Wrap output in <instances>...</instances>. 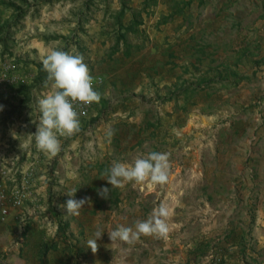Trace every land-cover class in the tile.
Instances as JSON below:
<instances>
[{"label": "rangeland", "instance_id": "1", "mask_svg": "<svg viewBox=\"0 0 264 264\" xmlns=\"http://www.w3.org/2000/svg\"><path fill=\"white\" fill-rule=\"evenodd\" d=\"M27 1L29 13L12 30L8 54L38 39L50 48L83 55L87 64L93 62V56L94 65H105L97 61V56L102 49L108 50L106 43L101 46L102 39L90 42L91 37H85L84 31L90 25L88 30H94L93 36L104 27L102 32L108 33L112 48L117 42L111 38L118 28L115 19L105 24L99 20L104 10L111 18L118 14L121 0H54L47 5H41L42 0ZM86 4L91 6L86 9ZM84 8L87 15H96L97 21L77 23ZM11 16L12 11L0 5V22ZM132 36L128 34L127 39L131 41ZM253 42L254 71L248 82L222 81L223 75L228 76L225 73L217 74L219 80L201 81L208 73L213 76L232 64L231 56L220 54L217 41L205 50L204 62H195L199 54H193L188 71L178 66L170 72L173 82L164 76L163 82H143L140 78H136L138 82H112L109 95L103 98L106 110L98 126L83 130L80 140L72 142L62 160L50 170L58 199L76 188L77 198H86L90 205L94 196L91 187L103 184V188H109V195L102 197L106 200L102 212L85 217L91 222L109 223L110 230L121 224L134 226L137 220L147 219L161 202L166 203L170 208L167 237L141 235L126 242L133 246L132 254L147 248L161 257L167 239H171L177 242L175 256L186 247L190 250L187 244L201 246L198 255L193 253V264H229L226 259L222 261L221 254L229 251L236 235L244 234L247 262L254 258L251 264H264V40L257 37ZM120 49L121 57L114 54L115 64L126 63L129 51L135 53L130 58L138 57L136 61L141 62V51L147 48L124 45ZM7 60L11 59L7 57L3 62ZM104 85L103 78L98 86ZM118 135L121 139L116 142ZM152 151L169 155V178L164 184L146 180L112 187L106 180L108 174L96 177L99 164L110 168L113 161L131 163ZM67 177L75 181L69 183ZM115 190L117 204L110 199ZM231 232L234 237H229Z\"/></svg>", "mask_w": 264, "mask_h": 264}, {"label": "crops", "instance_id": "2", "mask_svg": "<svg viewBox=\"0 0 264 264\" xmlns=\"http://www.w3.org/2000/svg\"><path fill=\"white\" fill-rule=\"evenodd\" d=\"M86 6L88 9L91 5ZM117 7L118 14L111 18L110 13L104 10L99 21L105 24L115 19L118 28L111 38L117 39L122 34H126V38L128 34L133 35L131 41L127 39V45L146 47L145 51H141L143 60L137 62L138 57L130 58L135 53L129 51L126 63L115 64L114 54L121 57L120 48L125 45L124 41H120L118 49L113 52L117 42L112 45V49L106 37L108 33L102 32L105 28L90 36L94 30H88L90 25H86L84 36L89 35L90 42L102 39L101 46L106 43L105 47L108 48L106 52L102 49L98 52L100 56H97V61H103L104 66L94 65L93 56L90 59L93 62L86 63L94 80L100 76L104 78L106 85L97 86V91L101 94L100 102H95L88 118L79 120L78 132L66 136L68 138H60L61 151L54 158L41 152L33 137L40 115L36 104L42 95L51 90L50 81L46 84V79H38V64H42L44 56L53 48L38 39H33L27 47L10 54H4L0 46V72L3 59L9 57L17 65L14 72L24 74L27 78L23 86L30 92L27 96L10 86H0V105L3 106L0 110V163L13 169L33 168L37 194L35 200L22 206H11L7 221L0 223V264H193V253L198 255L197 251L201 246L186 242L191 249L186 247L185 252L183 250L180 256H175L173 250L177 242L171 239H167L161 257L157 256V251L147 248L144 252L132 254L133 246L126 245L124 241L113 243L109 239V223L91 222L90 218L85 217L103 210V204L98 206L95 202V195L92 202L88 203L90 205L85 203L79 210V215H67V210L62 205L69 197L66 195L58 199L53 191L54 176L50 170L57 161L62 160L72 142L80 140L83 130L98 126L106 110L103 98L109 95L108 86L112 82H138L136 78L143 82H163V76L169 78L168 82H173L170 72L178 66L188 71L193 54H199L195 62H204L205 50L211 48L215 41L220 47V54L231 56L232 64L229 69L216 72L213 76L208 73V77H202L201 81L219 80L221 77L217 74L223 73L228 76L223 75L222 81H251L250 76L254 71L253 40L257 37L264 40V0H126L124 6L122 4L121 7L120 4ZM123 7L125 12L121 15ZM87 14L88 11L84 8L82 14L77 16V23L90 24L97 21L96 15ZM257 26L259 28H255ZM261 49V56L264 57V46ZM85 51L88 53V50ZM193 64L195 65L194 62ZM122 67H126V70ZM48 171L50 174H47ZM72 178H68L69 183L75 181ZM57 182L60 180H55ZM78 195L77 191L74 198L78 199ZM97 227L102 228L105 233L98 242L97 250L93 252L87 246V241L92 238ZM229 245V251L221 254L222 261L226 259L229 264H244L245 258L238 250L241 237ZM187 251H190L189 254Z\"/></svg>", "mask_w": 264, "mask_h": 264}, {"label": "clouds", "instance_id": "3", "mask_svg": "<svg viewBox=\"0 0 264 264\" xmlns=\"http://www.w3.org/2000/svg\"><path fill=\"white\" fill-rule=\"evenodd\" d=\"M47 82H51V90L38 99L39 123L33 134L36 147L45 155L54 158L61 151V137L71 136L80 130L78 113L74 102L85 104L100 102L101 94L94 88V77L90 74L83 55L62 49H53L42 59ZM0 105V110H2ZM15 135V134H14ZM170 161L166 152L152 151L137 157L133 162L113 161L106 180L112 187L123 186L125 182L141 183L150 180L164 184L169 178ZM78 189L72 188L65 193L69 197L62 207L67 215H79V210L86 203V198L75 199ZM108 198L109 188L104 187L100 193ZM169 206L161 202L152 214L143 220H137L134 226L123 224L108 231L110 240L132 242L141 235H156L166 238L170 225ZM102 228L97 227L87 246L95 252L98 242L104 235Z\"/></svg>", "mask_w": 264, "mask_h": 264}, {"label": "built area", "instance_id": "4", "mask_svg": "<svg viewBox=\"0 0 264 264\" xmlns=\"http://www.w3.org/2000/svg\"><path fill=\"white\" fill-rule=\"evenodd\" d=\"M27 82L25 76L14 72L11 60L4 61L0 72V86L17 88ZM103 82L102 77L94 80V88ZM95 102L85 104L74 102V108L78 113L79 120L86 119L94 107ZM35 171L33 168L13 169L0 163V223L6 222L9 217L11 206L19 207L28 201L35 200L37 194L34 186ZM217 264V263H214Z\"/></svg>", "mask_w": 264, "mask_h": 264}, {"label": "trees", "instance_id": "5", "mask_svg": "<svg viewBox=\"0 0 264 264\" xmlns=\"http://www.w3.org/2000/svg\"><path fill=\"white\" fill-rule=\"evenodd\" d=\"M54 0H42L41 1V5H47L52 3ZM123 6L125 5V0H121ZM0 5H4V7L8 10L12 11V16L11 19L9 20H5V21H1L0 22V46L3 48V53L7 54L9 47H8V42L10 41L11 37H12V30L15 28V26H17L20 21L26 17L29 13L30 10V6L28 4L27 0H8V2L6 0H1L0 1ZM125 7L122 8V11L120 12L121 15L124 14ZM131 28V27H130ZM134 29V28H132ZM120 41H124L125 45H127V38H126V34H122L120 36H118L117 38V45L115 46L113 52H115L118 49V46L120 44ZM38 68H39V80H47V73L44 71L43 69V65L42 64H38ZM14 90H16V92L18 90L22 91L24 94H27V96H29V90L26 86H19L17 88H13ZM95 105V104H94ZM129 124H127L126 126L128 127ZM137 136L139 137L140 134H137ZM136 136V137H137ZM116 142H119L121 139V136L118 135L116 137ZM142 143V141L140 142ZM99 172L97 173L96 177H99L102 174H108V170L110 169L106 164H99L98 166ZM102 185V186H101ZM94 189V195H95V202L97 203L98 206H101L102 204H104V201H106L105 199L103 200V196L100 194L102 192L103 189V184L91 187V189ZM92 189V190H93ZM112 202H115V204H117V202H119V197L118 194L116 192V190L114 191L112 197H110ZM234 232H231L229 234V237H234ZM241 237V253L245 258V261L247 264H251L250 261H255L254 258H249V262H247L248 256H247V244L245 241V235L242 234ZM239 236H235L234 239H240ZM251 257V256H250Z\"/></svg>", "mask_w": 264, "mask_h": 264}]
</instances>
